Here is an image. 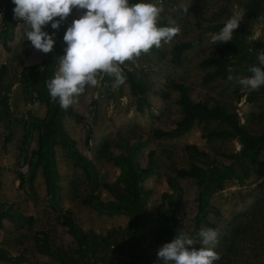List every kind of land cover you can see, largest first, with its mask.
<instances>
[{"label": "rangeland", "instance_id": "obj_1", "mask_svg": "<svg viewBox=\"0 0 264 264\" xmlns=\"http://www.w3.org/2000/svg\"><path fill=\"white\" fill-rule=\"evenodd\" d=\"M141 3L163 8L158 27L180 28L170 43L160 48L153 46L149 53L126 62L122 69L124 75L125 71L132 74L146 104L138 111L137 98L131 95L126 81L116 87L113 78L106 75L99 77L97 86L86 87L70 106L78 118L63 115V137L68 144L59 143L53 148L56 177L51 190L44 181L43 165L31 169L32 152L37 148L35 120L44 118L45 107L36 102L39 85L30 84L31 75H38L39 70L34 74L29 68L40 65V69L43 61L59 63L67 46L64 34L85 10L74 8L66 20L60 21L59 30L52 29L51 24L43 29L49 35L55 34L53 51L43 54L27 41L22 21L14 24L11 36L2 32L4 15L0 5V66L5 67L0 83V204L12 213L33 218L30 226L0 220V255L6 257H0V264H126L121 254L128 253L129 244L138 236L142 239L137 249L143 256L142 264H162L157 252L164 240L171 242L184 231L199 242V231L210 225L219 230L214 251L220 259L215 264H264V151L244 179L225 182L221 190L210 195L208 210L201 218L199 187L188 178H176L182 194L175 211L169 206L159 211L162 195L168 196V202L174 198L166 179L174 177V169H186L191 164L207 168L190 156L185 146L194 145L208 160L224 166L231 163L230 156L239 152L238 139L205 137L211 131L227 128L217 122L196 124L176 139L152 137L154 130H170L182 117L179 93L170 88L172 83L187 87L193 103L221 107L236 115L238 124L250 134L264 131V86L242 93L239 84L227 79L229 75L248 76L247 61L253 59L258 64V52H264V0ZM184 8H188L187 12ZM240 9L245 15L232 41L212 44L211 35L218 33ZM181 43H192V47L182 52L176 65L173 48ZM217 45L226 47L227 68L213 76L216 66L204 67L201 63L220 57ZM58 68L59 65L55 74ZM229 68L233 69L231 73ZM161 92L167 93V98L163 99ZM250 95L253 99H249ZM124 151L137 167L152 171L141 184L142 192H146V218L138 235L130 230L131 214L108 216L82 204L90 196L104 204L118 203L101 185L115 186L119 194H125L124 185L116 182L119 169L110 158ZM94 184L98 187L94 188ZM256 201V208L246 215ZM165 211L169 219L163 217ZM67 218L85 238V246L70 231ZM201 246L197 243L192 247L199 250Z\"/></svg>", "mask_w": 264, "mask_h": 264}, {"label": "clouds", "instance_id": "obj_2", "mask_svg": "<svg viewBox=\"0 0 264 264\" xmlns=\"http://www.w3.org/2000/svg\"><path fill=\"white\" fill-rule=\"evenodd\" d=\"M14 19L24 24V35L31 45L43 54L51 53L55 34L43 29L59 30L60 21L66 20L74 8L85 10L73 20L64 34L66 47L59 57V68L54 78L46 83L50 98L58 100L67 110L83 94L86 87H95L99 77L106 75L119 87L126 81L123 67L134 62L142 53L155 46L170 43L179 33V26L158 27L163 8L155 3L130 4L129 0H12ZM188 8H184L187 12ZM245 15L243 9L235 12L218 33L211 35V43L232 41ZM59 18V19H56ZM258 66L248 68L250 76H228V81L239 84L242 92L258 91L264 86V52H258ZM232 68L228 69L231 73ZM199 242L181 231L163 244L158 252L162 264H215L220 259L214 251L218 245L219 230L204 228L199 231ZM200 243L199 250L194 247Z\"/></svg>", "mask_w": 264, "mask_h": 264}, {"label": "trees", "instance_id": "obj_3", "mask_svg": "<svg viewBox=\"0 0 264 264\" xmlns=\"http://www.w3.org/2000/svg\"><path fill=\"white\" fill-rule=\"evenodd\" d=\"M142 0H129L130 4H136ZM0 5L3 7V21L1 24L2 32L11 36L12 27L18 21L14 19L13 9L15 5L12 0H0ZM167 27V26H163ZM201 34V33H200ZM192 47V43H181L173 48V62L178 65L180 63V56L183 51L188 50ZM216 51L220 54L218 59H206L201 64L202 66L214 65L216 71L213 76H219L221 68L226 67L227 64V53L226 47L217 45L215 46ZM41 68L38 66L30 67V72L38 71V75H31V86L39 88L35 90L36 102L44 105L45 115L42 120H35V129L37 130L36 150L32 152L33 163L31 169H34L37 165L42 164V172L44 175V181L48 189L51 190L54 187V178L56 177L55 164L53 159V148L57 144L67 145L68 142L63 137L62 119L63 115L78 118L73 112L71 107L66 111L61 109L58 100L53 102L48 93L46 83L48 80L54 78L55 67L59 63L55 60L43 61ZM257 65L253 59L247 61L246 71L248 76V68L250 66ZM5 67L0 66V83L3 81V73ZM126 83L129 87L131 95L137 98L136 107L138 111L142 110L145 103V99L141 97L142 89L138 83L135 82L132 74L129 71H125ZM212 76V77H213ZM205 81H207L205 79ZM170 88L179 93L178 103L182 110L181 119L176 122L174 128L163 131L156 129L152 132V137L156 140L159 139H176L187 132L196 124H207L210 122H217L227 126L219 131H211L205 135V137H216V138H237L241 145L238 153L230 156L231 163L229 165L216 164L212 160H208L206 154L200 152L194 145H187L184 149L190 156L199 162L206 165V169L191 164L188 168L174 169V177L166 179V184L170 188L174 195L172 201L168 202V196L162 195V203L158 206L161 211L164 206L171 207V210L175 211L182 194V189L179 186L176 178H188L193 180L199 187L197 196L198 212L199 216L203 218L206 211L208 210V200L210 195L218 190H221L225 182L244 179L247 175V170L255 165L257 159L262 151H264V131L259 135L250 134L245 127L238 124V119L234 114H228L221 107H208L203 103H193L188 97V89L180 83H172ZM245 93V92H242ZM160 96L165 99L167 93L161 92ZM253 99L250 95L249 99ZM26 138V137H25ZM24 145L26 141H23ZM113 160V164L119 169V176L116 178V182L124 185V195L119 194L115 186L109 184H102L101 187L106 191L110 192L118 199L116 204H104L95 196H90L82 200V204L85 206H91L98 212L104 215L114 214H131L132 224L130 230L132 233L138 235L141 230V224L145 221L143 200L146 196V192H142L141 184L143 180L151 174L149 167L141 169L132 161L129 153L126 151L122 152L121 156L110 155ZM264 186V184H263ZM97 188V185H93ZM258 202H254V208L246 215H250L256 208ZM166 212V211H165ZM164 212V213H165ZM163 213V214H164ZM164 218H170V214L167 212L163 216ZM14 220L18 223H24L30 226L33 218L31 216L24 217L18 213H12L8 209L4 208L3 204H0V220L1 219ZM66 224L70 227V231L78 236L79 242L82 246H85V238L79 233L75 225L66 219ZM209 227L213 228L212 225ZM175 228V227H174ZM165 243L169 241L164 240ZM142 245V239L138 236V239L133 240L128 246V253H122L123 260L126 264H142L141 253L137 252L138 246ZM0 257L6 258L5 255L1 254Z\"/></svg>", "mask_w": 264, "mask_h": 264}, {"label": "crops", "instance_id": "obj_4", "mask_svg": "<svg viewBox=\"0 0 264 264\" xmlns=\"http://www.w3.org/2000/svg\"><path fill=\"white\" fill-rule=\"evenodd\" d=\"M45 114V113H44ZM3 201V198H0V202H2Z\"/></svg>", "mask_w": 264, "mask_h": 264}]
</instances>
